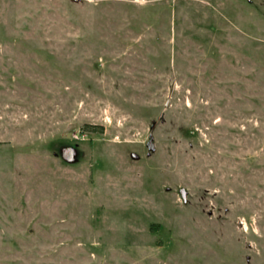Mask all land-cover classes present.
I'll use <instances>...</instances> for the list:
<instances>
[{
  "label": "rangeland",
  "instance_id": "rangeland-1",
  "mask_svg": "<svg viewBox=\"0 0 264 264\" xmlns=\"http://www.w3.org/2000/svg\"><path fill=\"white\" fill-rule=\"evenodd\" d=\"M0 264H264V0H0Z\"/></svg>",
  "mask_w": 264,
  "mask_h": 264
},
{
  "label": "water",
  "instance_id": "water-1",
  "mask_svg": "<svg viewBox=\"0 0 264 264\" xmlns=\"http://www.w3.org/2000/svg\"><path fill=\"white\" fill-rule=\"evenodd\" d=\"M74 1H79V0H74ZM160 121L161 122L165 121L164 114H161ZM157 123H158L157 121H153L150 126L151 133L149 135V142H148V148L150 152L148 153V156H151L153 152H155L156 150L155 145H154L153 131L156 128ZM59 155L65 162L70 163V164L76 163L79 160V150L76 146H70V145L62 146L59 149ZM131 158L134 160H139L140 156L136 153H132ZM180 192L182 194L184 202L187 203L188 202L187 191L185 189H181Z\"/></svg>",
  "mask_w": 264,
  "mask_h": 264
}]
</instances>
